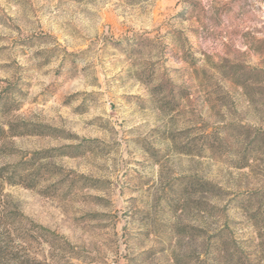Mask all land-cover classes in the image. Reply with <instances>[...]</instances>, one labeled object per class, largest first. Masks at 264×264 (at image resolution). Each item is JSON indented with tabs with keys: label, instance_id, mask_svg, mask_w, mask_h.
I'll list each match as a JSON object with an SVG mask.
<instances>
[{
	"label": "rangeland",
	"instance_id": "rangeland-1",
	"mask_svg": "<svg viewBox=\"0 0 264 264\" xmlns=\"http://www.w3.org/2000/svg\"><path fill=\"white\" fill-rule=\"evenodd\" d=\"M233 252L264 264V0H0V264Z\"/></svg>",
	"mask_w": 264,
	"mask_h": 264
},
{
	"label": "trees",
	"instance_id": "trees-1",
	"mask_svg": "<svg viewBox=\"0 0 264 264\" xmlns=\"http://www.w3.org/2000/svg\"><path fill=\"white\" fill-rule=\"evenodd\" d=\"M13 108V107H12ZM11 110V109H10ZM14 127L12 125L9 126V132L13 134V136H19V134H25V132L22 133H13ZM18 176V177H16ZM23 175H21V173H18V170H15V173L12 175V177H9L6 179L7 183L9 184H23L22 182H24ZM27 187H30L31 185H25ZM239 208H241L242 210L248 212L250 210V201H246V202H242L241 205H239ZM253 217L256 215H252ZM237 255L236 253H231L230 255H228V257L226 258V264H235V262H237ZM243 264V263H242Z\"/></svg>",
	"mask_w": 264,
	"mask_h": 264
}]
</instances>
